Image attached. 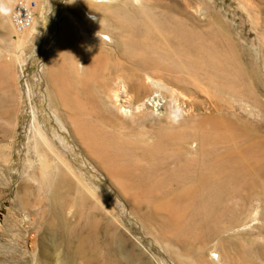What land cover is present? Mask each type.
Returning <instances> with one entry per match:
<instances>
[{"label":"rangeland","instance_id":"374dc122","mask_svg":"<svg viewBox=\"0 0 264 264\" xmlns=\"http://www.w3.org/2000/svg\"><path fill=\"white\" fill-rule=\"evenodd\" d=\"M15 1L0 0V264H227L234 244L264 264L260 0H36L37 25L19 34L11 25ZM104 6L167 10L208 47L209 31L218 30V70L226 76H217L204 51L159 29L143 34L147 43L184 48L178 57L186 70L136 69ZM63 28L72 50L50 80ZM240 69L246 74L238 77ZM204 152L224 156L235 174L222 221L233 216L236 226L220 235L198 228L197 200L178 196L179 182L138 180L128 171L156 158L160 172L171 170L178 158L199 160Z\"/></svg>","mask_w":264,"mask_h":264},{"label":"bare ground","instance_id":"6f19581e","mask_svg":"<svg viewBox=\"0 0 264 264\" xmlns=\"http://www.w3.org/2000/svg\"><path fill=\"white\" fill-rule=\"evenodd\" d=\"M241 2L245 3V1L242 0ZM260 3L262 5L260 4L256 6L261 11L264 8V0H260ZM121 4L123 5V3ZM143 8L137 7L134 10H129L130 8L128 9L127 7L123 6L113 8L104 6L101 9L104 18L107 19L109 25L112 26V29L120 32L121 36L123 34L129 35V37L132 38L140 36L136 39L129 38L127 40H122L120 36L119 42L117 43L120 51L132 59V65H135L136 69L144 72H146L148 69L156 68L166 70H177L182 68L186 70L185 65L180 61L178 57V53H182V50H184V48H182L181 46H176L174 48L164 46L163 49H159L158 46H151L147 43L146 37H144L143 34H153L156 30L159 29L165 30V34L167 37L169 36L172 41L178 44L182 43L185 46V49L189 51H194L195 53L198 51H204L206 60H210V62L214 64L217 76H226V70L223 73L218 70V66L220 65L219 58L222 52L220 50L221 38L218 30L212 29V31H209L212 42L211 46L208 47L206 44H204V40L202 39L203 36H201L200 33L195 32L191 28L187 27L181 18L171 15V13H167V10H164L160 13H155L150 8ZM35 19L36 17L34 18V21L29 29H33L36 27L37 23ZM5 23L6 22L4 21V18L0 17V25L4 26ZM64 29L65 28H63L61 33L59 32L60 34L56 39L57 41L54 47H52L54 56L50 59L47 75L50 80L54 78L53 76L55 74L58 59L60 57L67 59L66 57L69 56L72 50V39L70 35L64 31ZM120 40L122 41V43H124L123 46H120ZM228 45L229 44L227 43V46H224L229 49ZM158 50H161V52L156 55V52H158ZM168 58H170L171 60L169 59V61ZM227 59L228 61L231 60V62H233V59H230L229 56L227 57ZM188 66L190 68L192 67L189 63ZM253 71H256V69H254ZM236 74H238L239 77L245 75L246 71L245 73H243L242 69H240ZM214 86L216 90H222V87L220 85L215 84ZM202 135H200L202 137V140H206V137ZM206 136L209 137V135ZM163 138V136H160L158 143H163ZM128 144L133 145V143L129 140ZM160 145L162 144H157L153 147L158 148L160 147ZM228 162L230 161L228 159L226 161L224 156L218 155L217 152H215V154L211 152H204V156L199 160H196L194 158L189 160L184 157L178 158V160L176 161V167L171 170L160 172V160L156 158L148 161L147 163L136 161V163L133 164L128 171L131 173L129 175H132V177H135L138 180H144L148 182H162L161 180L167 181L168 179H173L179 182V184L181 185V189L178 193V196L194 197L195 200H197L194 205V221L199 225L198 228L205 229L206 231H208V233L213 232L220 235L222 232L229 231L230 229H233L234 226H236V224H233V216L229 218V224H226L222 221V217L225 213V197L231 193V190L226 186V183H228L233 178L235 179V174L230 169L231 167L226 166L227 164L225 165V163ZM53 200L56 217L61 223L62 221L59 209L62 204V198L60 197V195H56L55 197L53 196ZM211 220H214L216 224L212 225ZM54 225V222L50 223L51 227H53ZM193 227L196 226L193 225ZM186 228L189 229L191 228V226L188 225ZM231 246L233 255L228 259L229 262H227V264H257L256 257H254L255 255L253 256L251 254L250 250L239 244H234Z\"/></svg>","mask_w":264,"mask_h":264},{"label":"built area","instance_id":"2783aa9c","mask_svg":"<svg viewBox=\"0 0 264 264\" xmlns=\"http://www.w3.org/2000/svg\"><path fill=\"white\" fill-rule=\"evenodd\" d=\"M36 0H16L11 14V25L16 33H23L32 25L36 17Z\"/></svg>","mask_w":264,"mask_h":264}]
</instances>
